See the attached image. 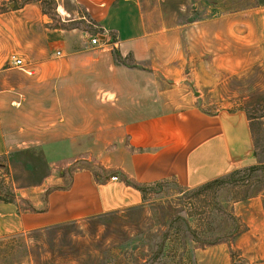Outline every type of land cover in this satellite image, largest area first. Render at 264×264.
<instances>
[{"label":"crops","instance_id":"crops-1","mask_svg":"<svg viewBox=\"0 0 264 264\" xmlns=\"http://www.w3.org/2000/svg\"><path fill=\"white\" fill-rule=\"evenodd\" d=\"M70 1L82 15L59 3L57 27L38 2L0 13V157L40 153L51 171L43 197L0 200V237L139 207L136 186L193 189L261 163L246 110L206 111L190 97L169 67L177 46L155 56L137 0ZM86 18L101 32L68 25ZM235 204L243 228L197 248L194 264H234L232 250L264 264V188Z\"/></svg>","mask_w":264,"mask_h":264},{"label":"rangeland","instance_id":"rangeland-1","mask_svg":"<svg viewBox=\"0 0 264 264\" xmlns=\"http://www.w3.org/2000/svg\"><path fill=\"white\" fill-rule=\"evenodd\" d=\"M33 1L55 27L61 23L59 3L82 15L70 0ZM137 1L146 30L156 36L155 56L166 57L170 45L177 46L180 58L169 67L180 70L190 97L206 111L246 110L261 163L193 189L151 185L136 208L0 237V264H194L197 248L243 228L235 202L264 188V0ZM68 25L89 35L101 32L88 18ZM5 161L0 157V198L47 193L38 187L51 172L42 154L17 156L9 166ZM76 167L64 169L67 180ZM23 202L30 208L28 199ZM232 259L245 264L237 250Z\"/></svg>","mask_w":264,"mask_h":264},{"label":"trees","instance_id":"trees-1","mask_svg":"<svg viewBox=\"0 0 264 264\" xmlns=\"http://www.w3.org/2000/svg\"><path fill=\"white\" fill-rule=\"evenodd\" d=\"M41 1V0H40ZM30 2H34L33 0H25L23 2H18V1H15V0H12L9 4H7L6 2H2L0 4V13H3V12H6L9 8H12V9H17V8H20L21 6L27 4V3H30ZM137 188H139L140 190L144 191L145 188H142V187H139V186H136ZM0 200H3V201H11L12 199H5V198H0Z\"/></svg>","mask_w":264,"mask_h":264},{"label":"built area","instance_id":"built-area-1","mask_svg":"<svg viewBox=\"0 0 264 264\" xmlns=\"http://www.w3.org/2000/svg\"><path fill=\"white\" fill-rule=\"evenodd\" d=\"M91 44L92 45H98L99 44V39L97 37H94L91 39ZM57 54H60V52H58ZM11 61H12V64L15 66V67H19L21 69L24 68V62L21 58H17L16 56H12L11 58ZM113 180H117L118 178L117 177H112Z\"/></svg>","mask_w":264,"mask_h":264}]
</instances>
